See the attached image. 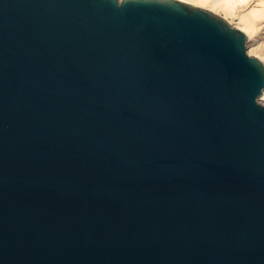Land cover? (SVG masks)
Instances as JSON below:
<instances>
[{
    "label": "water",
    "instance_id": "water-1",
    "mask_svg": "<svg viewBox=\"0 0 264 264\" xmlns=\"http://www.w3.org/2000/svg\"><path fill=\"white\" fill-rule=\"evenodd\" d=\"M186 0H0V264H264V60Z\"/></svg>",
    "mask_w": 264,
    "mask_h": 264
},
{
    "label": "bare ground",
    "instance_id": "bare-ground-1",
    "mask_svg": "<svg viewBox=\"0 0 264 264\" xmlns=\"http://www.w3.org/2000/svg\"><path fill=\"white\" fill-rule=\"evenodd\" d=\"M193 4H200L202 6H210L212 4H219L222 2H226L227 9L232 11V9L238 5V3H248L250 5L249 10H244L241 14V19L243 20V27L248 29L249 39H248V51L251 52V46L259 48L263 53L259 56L264 60V42L262 41V37L259 34V25H264V0H186ZM237 8V7H236ZM242 9L243 7L239 6ZM245 8V7H244ZM241 11V10H240ZM258 18H262L258 21ZM258 21V24L256 23ZM262 25V26H263ZM258 27V28H257ZM246 29V30H247ZM258 29V30H257ZM251 54V53H250ZM261 101L264 103V96L261 98Z\"/></svg>",
    "mask_w": 264,
    "mask_h": 264
},
{
    "label": "rangeland",
    "instance_id": "rangeland-1",
    "mask_svg": "<svg viewBox=\"0 0 264 264\" xmlns=\"http://www.w3.org/2000/svg\"><path fill=\"white\" fill-rule=\"evenodd\" d=\"M199 6H202L200 4H196ZM227 3L224 1L222 3L219 4H212L210 6H202L205 8H208L210 10H212L213 12L217 13L218 15L224 17L227 21H229L230 23H232L235 26H238L240 28H242L243 30H245V32L248 33V29L245 28V26L243 27L242 25H244L243 20L241 19V14L244 10H249L250 5L248 3H238V5L236 4V6L232 9V11L228 10L226 7ZM239 6L243 7L242 9L240 8L239 10ZM237 7V8H236ZM245 7V8H244ZM262 18H258V21H260ZM258 21L256 20V23L258 24ZM261 24V26L259 25L257 28L259 29V34L262 37V41L264 42V25ZM247 29V30H246ZM257 29V30H258ZM249 35V33H248ZM251 54L253 55H261L263 52L261 50H259V48L251 46ZM264 96V94H263ZM262 96V97H263Z\"/></svg>",
    "mask_w": 264,
    "mask_h": 264
}]
</instances>
